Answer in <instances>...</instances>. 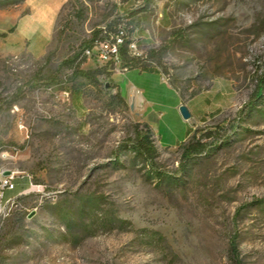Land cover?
Instances as JSON below:
<instances>
[{"label": "rangeland", "instance_id": "1", "mask_svg": "<svg viewBox=\"0 0 264 264\" xmlns=\"http://www.w3.org/2000/svg\"><path fill=\"white\" fill-rule=\"evenodd\" d=\"M58 3L0 0V179L29 184L0 196V264H264V0ZM120 31L190 111L184 143L163 146L125 74L83 57Z\"/></svg>", "mask_w": 264, "mask_h": 264}, {"label": "crops", "instance_id": "2", "mask_svg": "<svg viewBox=\"0 0 264 264\" xmlns=\"http://www.w3.org/2000/svg\"><path fill=\"white\" fill-rule=\"evenodd\" d=\"M58 0H48L50 9H57L59 7ZM33 12L26 14L23 18H28L29 15H33L38 9L32 8ZM12 15L5 18V22L12 19ZM23 18L20 19L18 27L20 26ZM12 22V20H11ZM136 84L131 80H128L129 73L124 75V79L121 84H124L126 97L125 100L131 101L138 106H146L148 111L158 115V119L153 125V129L156 131L160 142L165 147H174L184 142L193 134V128L188 124V120L184 119L180 107L181 104L176 97L175 92L170 88L163 80L161 73L156 69L138 68ZM19 186V183L17 187ZM14 191H5L6 202L20 193L15 194ZM22 193V192H21ZM2 202V201H1Z\"/></svg>", "mask_w": 264, "mask_h": 264}, {"label": "trees", "instance_id": "3", "mask_svg": "<svg viewBox=\"0 0 264 264\" xmlns=\"http://www.w3.org/2000/svg\"><path fill=\"white\" fill-rule=\"evenodd\" d=\"M14 29L15 28L10 29L9 33L13 32ZM100 32H96L94 34V36L92 37V39L89 40L85 44V49L92 47L95 41L102 39V38H99ZM6 35H7V33H3V34H0V37H6ZM123 35H125L124 32H123ZM170 41L172 44H174L176 41V37L171 38ZM128 43H129V41L126 40L125 44L121 47V50H120V66H121V68H127V72L125 73V75L129 73V76L127 79L131 80L133 83L136 84L137 80H136L135 76L137 75V73L141 74L138 71V68H141L142 70H145L148 68L149 69H156V68L152 67V66H147V65H143V66L136 65L135 62L132 61V60H135L136 57L131 56V54L128 50ZM99 73L100 72L98 70L84 71V70L78 69L75 71L76 76H83L85 78L92 79L93 81H97ZM120 87H121V92H122L123 98L125 100L126 93H125L124 84H120ZM263 89H264V86L260 85L259 89L253 95V99L251 100L252 103H254L255 101H258L261 98V93H262ZM182 143H184V138H182ZM201 147H202V144H200V142H196V143L191 144L190 146H188V148L185 149V151L183 153V157L185 159H188L189 157H191V155L200 152ZM134 149H135V152H137L138 154L145 156L147 158H150V159H153L157 155V149L155 148V146L153 144V141L151 139L150 134L146 130H138L137 131ZM18 181H20V180L15 179V178L13 179L15 188L11 191H14L16 189V187L18 185ZM21 185L23 186V188L21 190H19L18 193L25 191L27 189V187L29 186L27 181H21ZM21 185H19V186H21ZM4 198H5V192L3 194L2 200ZM260 203H264V200H262ZM230 248H231V252L236 257H238V248L236 245V240H233L231 242Z\"/></svg>", "mask_w": 264, "mask_h": 264}, {"label": "built area", "instance_id": "4", "mask_svg": "<svg viewBox=\"0 0 264 264\" xmlns=\"http://www.w3.org/2000/svg\"><path fill=\"white\" fill-rule=\"evenodd\" d=\"M126 38L123 35V31L116 34H110L105 39H99L94 42L93 46L86 48L83 51V57L90 60H95L96 62L103 65H110L115 68L120 69L124 74L127 72V68H121L120 66V50L125 44ZM136 41H131L128 43V50L132 55H139L138 50H135ZM13 176H3L0 179L1 183V198L6 190H13L15 188Z\"/></svg>", "mask_w": 264, "mask_h": 264}, {"label": "water", "instance_id": "5", "mask_svg": "<svg viewBox=\"0 0 264 264\" xmlns=\"http://www.w3.org/2000/svg\"><path fill=\"white\" fill-rule=\"evenodd\" d=\"M180 111H181V114H182L184 119L188 120L191 118V113L186 106H181ZM10 175H11V172H9V171L4 173V176H6V177H8Z\"/></svg>", "mask_w": 264, "mask_h": 264}, {"label": "bare ground", "instance_id": "6", "mask_svg": "<svg viewBox=\"0 0 264 264\" xmlns=\"http://www.w3.org/2000/svg\"><path fill=\"white\" fill-rule=\"evenodd\" d=\"M135 50H138V49L136 48V45H135Z\"/></svg>", "mask_w": 264, "mask_h": 264}]
</instances>
